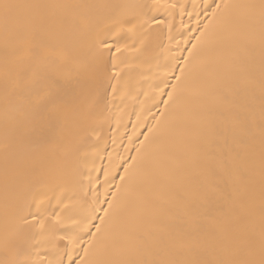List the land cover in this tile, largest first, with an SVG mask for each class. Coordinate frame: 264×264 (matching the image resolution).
Returning <instances> with one entry per match:
<instances>
[{"label": "bare ground", "instance_id": "bare-ground-1", "mask_svg": "<svg viewBox=\"0 0 264 264\" xmlns=\"http://www.w3.org/2000/svg\"><path fill=\"white\" fill-rule=\"evenodd\" d=\"M20 2L45 7L30 10L7 36L0 20V260L69 264L71 250V264H77L142 145L133 169L138 175L122 193L125 234L145 233L159 255L181 261L228 259L222 245L247 241L258 249L264 45L259 8L247 6L260 0ZM217 4L222 7L213 19ZM128 16L163 23L113 26ZM98 31L114 45L106 70L93 61ZM35 44L49 53L33 65L38 83L31 92L17 90L6 104V68L17 66L18 50ZM194 44L179 94L165 110ZM46 80L59 85L55 115L35 105ZM225 97L250 122L249 157L241 182L218 173V192L206 201L205 167L217 151L213 132ZM106 170L112 172L107 180ZM249 196L251 216L239 208ZM225 198L246 218L243 238L225 237L205 220L227 207ZM86 223L89 232H80ZM74 233L81 235L75 247L69 244ZM112 249L109 242L100 258Z\"/></svg>", "mask_w": 264, "mask_h": 264}, {"label": "snow or ice", "instance_id": "snow-or-ice-1", "mask_svg": "<svg viewBox=\"0 0 264 264\" xmlns=\"http://www.w3.org/2000/svg\"><path fill=\"white\" fill-rule=\"evenodd\" d=\"M45 7L40 4L22 3L20 0H0V20L3 21L5 35L7 36L13 27L19 26L29 19L27 13L32 9ZM141 7H147L146 5ZM176 7V5H172ZM221 4L216 5V11L212 13L213 19L216 18L217 12L221 10ZM224 8L229 7L227 3L223 5ZM247 7L259 8L260 13V31L261 42L264 45V0H260L259 4H251ZM149 22L154 24L163 23L156 20L155 17H149L143 21H138L135 16H128L124 19L117 20L114 23L121 26L127 24L132 28L144 27ZM208 26L206 25L205 28ZM203 32L201 35L203 36ZM171 38V37H170ZM199 44V39H198ZM114 45L105 40L101 33H96L95 44L93 48V61L98 70H106L107 56L111 54ZM197 48V44L193 45L192 51L189 52V57L185 58L184 65L180 67V74L176 76L177 83L172 85V91L168 92V99L164 101L165 110L177 98L181 85L186 76V70L189 67V61L192 58L193 51ZM116 52H120L121 48L116 47ZM20 53L17 57V66L14 69H7L5 71V103H12L16 97L17 90L31 92L38 83L37 73L33 70L34 64H39L44 61L49 53L47 49L39 44L29 47L27 50H18ZM115 69V64L112 65ZM115 75H120L115 72ZM167 85H165L166 87ZM59 85L55 80H46L43 84V93H37L35 97V105L44 109L46 112L55 115L61 103L57 94ZM163 91V88L160 89ZM261 172L264 178V81L261 83ZM217 119L219 121L218 129H215L213 135L215 136L217 151L209 156V160L205 167V176L208 180L207 190L204 195L206 201L218 192V173H226L232 180L233 184H238L243 179L242 172L247 166L246 158L249 157V145L247 137L250 135L249 120L237 111L225 97L222 101V108ZM159 123V122H158ZM155 129H150V133ZM148 140V137H145ZM241 149L236 151L235 148ZM141 149H137V157L140 156ZM137 157H133V163L129 164L124 174L120 175V184L116 186V192L112 194V200L108 201L107 209H104V216L100 217V223L94 225L95 232L91 233L90 239L87 240V246L83 248V256L79 258L77 264H264V188L261 191L260 212H261V233L260 244L257 249L256 245L251 241L244 242L235 247L222 245L225 247L231 258L216 259V260H195V261H181L161 256L156 251L158 244L154 239H150L145 233L125 234L123 229L122 212L126 207V200L122 193L126 191L127 186L133 182L138 173H134L133 169L136 164ZM231 169V170H229ZM112 174L110 170L105 171V178ZM230 198H225V206L217 209L216 215L206 216L205 220L210 225L214 226L216 232L228 237L236 236L243 238V228L246 223V218L240 216L237 212L236 206L229 202ZM247 216H251L254 211L253 197L249 196L246 201L239 205ZM223 218V221L222 219ZM89 225L86 223L80 232L88 233ZM215 239V236H213ZM81 240L79 233H74L69 237V244L73 247ZM111 242L113 249L111 253L105 257L100 258L99 254L104 250L107 244ZM8 248V242L5 243ZM69 264L72 261L71 250L68 251ZM0 264H20L16 259L0 260ZM58 264H64L63 260L58 261Z\"/></svg>", "mask_w": 264, "mask_h": 264}]
</instances>
